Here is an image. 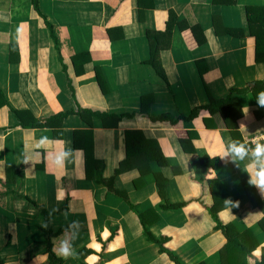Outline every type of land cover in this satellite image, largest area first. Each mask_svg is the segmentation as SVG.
Wrapping results in <instances>:
<instances>
[{
  "label": "crops",
  "instance_id": "crops-1",
  "mask_svg": "<svg viewBox=\"0 0 264 264\" xmlns=\"http://www.w3.org/2000/svg\"><path fill=\"white\" fill-rule=\"evenodd\" d=\"M247 8H264V0H0L4 264H50L40 208L59 212L51 220L55 231L66 227L51 240L57 248L61 239L70 243L68 258L54 252L65 264H174L143 233L139 214L149 210L158 214L154 220L151 211L150 230L169 238L165 247L183 264H221L226 238L208 211L214 203L208 180H217L220 189V221L258 243L247 264L260 261L264 195L245 187L247 159L238 166L221 160L230 142L254 147L264 135V108L255 97L264 91L257 87L264 85V50L257 52ZM149 32L164 35L158 70L150 64ZM220 99L226 102L221 112L203 108L194 120L177 124L155 120L188 115ZM80 109L134 117L109 128L112 120L104 127ZM63 113L68 115L47 122ZM34 120L45 125L29 128ZM126 131H142L154 141L146 142L148 151L142 148L149 156L152 146L158 154V144L167 165L140 154L117 174L127 161ZM191 131L196 134L189 140ZM87 138L94 158L105 165L103 176H115L113 187L122 196L86 179L85 152L74 144ZM68 150L72 156L58 166L57 157ZM203 156L220 164L204 167ZM140 167L148 172L143 175ZM158 177L167 181L162 196ZM168 202L185 204L167 209Z\"/></svg>",
  "mask_w": 264,
  "mask_h": 264
},
{
  "label": "trees",
  "instance_id": "trees-1",
  "mask_svg": "<svg viewBox=\"0 0 264 264\" xmlns=\"http://www.w3.org/2000/svg\"><path fill=\"white\" fill-rule=\"evenodd\" d=\"M246 12H247L248 23L250 25V29H251V31H253V34L255 35L254 37L256 38L257 52H258V54H260V52H262L264 50V34H260L261 25H264V8H247ZM192 31L194 33L196 32L195 29H192ZM168 33H169V37H170V33H171L170 28L167 30V34ZM163 36L164 35L161 33H155V32H149L148 33V38L151 42V49H152V58H151L150 64L154 65L156 67V70L159 69V67H158V54H159V51H160L161 46H162L161 38ZM165 37H166V34H165ZM81 56H85V55L83 54ZM97 80H98V84H99L100 88L102 89V91L104 93H106V86L103 83L100 75H97ZM260 86H264V85L262 83H258L257 84L258 90H260ZM255 97H257L256 93H255ZM6 103H7V101L4 98V104H6ZM225 104H226V102L224 99L211 100L209 105H206L203 107H197V108L193 109L191 111V113L188 115H180L178 117H173V116L166 114V115L158 116L157 118H155V120H158L161 122H169L170 124H177L181 120L184 122H190L191 120H194L197 116L200 115L201 109L206 108L207 110L210 111V113L214 114L217 111L221 112L223 110L222 106H226ZM80 112L83 114L82 116L87 114L89 116H95V117L99 118L104 123V127L106 126L105 125L106 120H112L113 122H111L110 124H107V127H109V128L116 127L118 122L124 117H128V118L134 117V114L116 115V114H109V113H105V112H93V111L86 110V109H80ZM67 115H68V113L58 114L56 116H53L47 122L50 124L51 122L55 121L56 119H59V120L63 119ZM27 125L29 128H37V127H40L41 125H45V124H40L39 122L34 120L31 123H28ZM227 125L230 127V124L228 122H227ZM232 127H233V125L231 126V128ZM235 127L236 126H234V128ZM235 129L237 130V128H235ZM125 134H126V139H127V142H126L127 161H124V163H122L120 165V167L116 171L117 174L123 172V170H122L123 167L127 165L128 160L133 158V156L140 155V154H147L142 149L144 147V149L146 151H148L147 147H145L146 142L149 143V146L151 145V143L154 144V141L151 139L148 140L142 131H126ZM194 134H196V132L191 131L188 133L189 140L193 139ZM80 141L82 142V140H80ZM180 141L184 147L186 140L182 139ZM81 142H78V140L75 139L74 145H75V148L82 149L85 152V176H86V179L87 180H93V181H95V183L97 185H99L101 187H106L109 191H112L115 194L122 196L123 192L120 190H116L113 187L115 176L110 178V179H106L103 176L105 165H104L103 161L94 158L93 152L91 149V139L87 138V140H85V142H83L82 145H81ZM157 145H156V147L158 149L159 156H158V154H156L154 152L155 149L153 148V146L151 148V152L155 157L153 155L149 156L148 154L146 156L149 158V161L151 163L156 162L159 165L165 166V165H167V161L164 159L163 154L161 153V150H160L159 146H157ZM201 164L204 167H207V168L210 167L211 169H214L217 167V165L220 164V162L218 159L214 160V159H211L209 156H203L201 159ZM7 169H8V167H7ZM140 170H141L143 175L148 172L143 167H140ZM149 170H151V169H149ZM157 179H158V183L160 186L159 193L162 196L164 194V189L166 187L167 181L164 179H161L159 177ZM163 180L165 182L162 184ZM248 180H249L248 178L246 180H244L245 187H247V188H248ZM208 184L210 187V193L214 198L213 199L214 203L211 207H209L208 211H209L213 221L216 224L215 229L221 230L223 235L226 238V242L220 250L221 264H247L248 258L255 251V249L258 246V243L256 241H254L252 244H250L248 241L249 238H247V236L249 235V233L247 231L240 233L234 227V225L232 223H226L225 224V223H222L220 221L219 212L221 211V206H222L218 203L219 199L221 200L220 189H219V186L214 185V184L217 185V180H208ZM251 198H252V196H251ZM27 200L29 201V199H27ZM216 202H217V204H216ZM32 203L34 205H36V203H34V202H32ZM183 204H185V203H182V205H174V204H170L168 202L164 205V207L167 209H175V208H179V207L183 206ZM64 208L66 209L67 205H65ZM134 209H135V207H134ZM151 211H153V214L156 216V218L154 220H157L158 214L154 210H151ZM151 211L149 210L147 212L139 214V218L141 220L144 235L147 237V239L150 242L157 244L159 246L160 253L167 255L169 257V260L172 263L183 264L179 260V257L177 256V254L174 251H171L167 247H165V244L169 241V238L165 237V236L158 237L150 230L149 226L154 221V220H152V221L150 220L151 219L150 217L152 214ZM39 212L44 219V224L48 225L47 228L43 227L42 231H43L44 237H45V239H44V244L46 245L45 252L47 254L49 263L50 264H65L64 261L61 260L60 258H58L56 256V254L54 253L53 244L51 241L52 238L58 236L59 234H61L62 232H64L66 230V227H63V228H60L58 231H55L53 228V225L51 223L52 218L55 215H57L59 212L48 211V210L43 209V208H40ZM263 251H264V249H263ZM83 255H85V254H83ZM0 264H4V262L1 259H0ZM199 264H205V263L202 262ZM257 264H264V252L262 254V258L260 259V261Z\"/></svg>",
  "mask_w": 264,
  "mask_h": 264
},
{
  "label": "clouds",
  "instance_id": "clouds-1",
  "mask_svg": "<svg viewBox=\"0 0 264 264\" xmlns=\"http://www.w3.org/2000/svg\"><path fill=\"white\" fill-rule=\"evenodd\" d=\"M256 103L260 108H264V91H261L257 94ZM243 112L247 113L248 109L243 108ZM246 125L241 122L240 128H245ZM47 138H43L40 143L43 144ZM254 147H249L246 143H241L238 140L230 142L227 146V149L223 151L221 155V160L225 162H231L238 166V161L248 160V163L245 166L244 171L248 174L249 180L248 184L254 186L261 195H264V143L254 141ZM72 156V151H64L56 159V164L58 166H63L65 160ZM27 163V160L25 161ZM225 204H232L235 207H239V202H232L231 200H226ZM77 222H73L76 224ZM44 228H47V224L41 225ZM53 251L57 252L58 255L68 258L73 255V251L69 242L64 239L60 240L58 248L53 247ZM259 255V251L255 253Z\"/></svg>",
  "mask_w": 264,
  "mask_h": 264
},
{
  "label": "built area",
  "instance_id": "built-area-1",
  "mask_svg": "<svg viewBox=\"0 0 264 264\" xmlns=\"http://www.w3.org/2000/svg\"><path fill=\"white\" fill-rule=\"evenodd\" d=\"M253 141H254V140H253ZM258 142H262V143H264V135H261V136H260Z\"/></svg>",
  "mask_w": 264,
  "mask_h": 264
}]
</instances>
